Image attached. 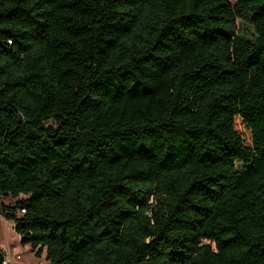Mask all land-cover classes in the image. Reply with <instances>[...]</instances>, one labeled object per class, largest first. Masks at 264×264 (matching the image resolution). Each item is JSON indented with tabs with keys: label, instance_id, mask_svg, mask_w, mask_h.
I'll use <instances>...</instances> for the list:
<instances>
[{
	"label": "trees",
	"instance_id": "obj_1",
	"mask_svg": "<svg viewBox=\"0 0 264 264\" xmlns=\"http://www.w3.org/2000/svg\"><path fill=\"white\" fill-rule=\"evenodd\" d=\"M0 217L51 264H264V0H0Z\"/></svg>",
	"mask_w": 264,
	"mask_h": 264
},
{
	"label": "rangeland",
	"instance_id": "obj_2",
	"mask_svg": "<svg viewBox=\"0 0 264 264\" xmlns=\"http://www.w3.org/2000/svg\"><path fill=\"white\" fill-rule=\"evenodd\" d=\"M234 3L236 0H230ZM237 127L248 137L249 131L238 121ZM248 141V140H247ZM4 203H13L14 198L3 199ZM15 224L4 217H0V246L6 252V264H51L45 253L35 255L29 244L21 243V236L14 229Z\"/></svg>",
	"mask_w": 264,
	"mask_h": 264
},
{
	"label": "built area",
	"instance_id": "obj_3",
	"mask_svg": "<svg viewBox=\"0 0 264 264\" xmlns=\"http://www.w3.org/2000/svg\"><path fill=\"white\" fill-rule=\"evenodd\" d=\"M5 263H7L6 260H5Z\"/></svg>",
	"mask_w": 264,
	"mask_h": 264
}]
</instances>
